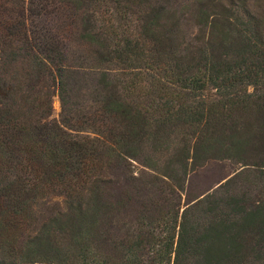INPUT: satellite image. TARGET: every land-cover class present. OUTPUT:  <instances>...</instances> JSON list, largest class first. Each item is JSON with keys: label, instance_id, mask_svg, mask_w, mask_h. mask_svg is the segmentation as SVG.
<instances>
[{"label": "trees", "instance_id": "16d2710c", "mask_svg": "<svg viewBox=\"0 0 264 264\" xmlns=\"http://www.w3.org/2000/svg\"><path fill=\"white\" fill-rule=\"evenodd\" d=\"M252 1L0 0V264H264ZM226 160L243 170L182 207Z\"/></svg>", "mask_w": 264, "mask_h": 264}, {"label": "rangeland", "instance_id": "374dc122", "mask_svg": "<svg viewBox=\"0 0 264 264\" xmlns=\"http://www.w3.org/2000/svg\"><path fill=\"white\" fill-rule=\"evenodd\" d=\"M252 5L256 10H258L259 7L264 8V0H253ZM54 109V117L57 118L60 112V103L57 98L54 99ZM243 168L244 167L241 165H237L228 160L214 161L208 163L197 171L190 173L181 200L182 207L197 199L203 198L207 194L213 193L220 185L234 177L238 172L243 170ZM119 172L120 171H118V173ZM118 177L121 179L120 175H118ZM115 194L119 196L120 191H115ZM139 196L142 197L143 194H140ZM164 196L170 198L168 194ZM134 197L136 198V196ZM62 208L63 198L54 196L44 201L40 209L45 214H52L62 210Z\"/></svg>", "mask_w": 264, "mask_h": 264}]
</instances>
